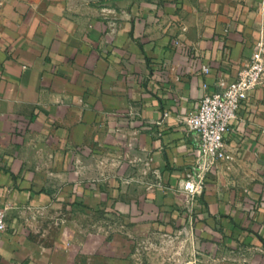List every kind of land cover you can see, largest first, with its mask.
<instances>
[{"label":"crops","instance_id":"crops-1","mask_svg":"<svg viewBox=\"0 0 264 264\" xmlns=\"http://www.w3.org/2000/svg\"><path fill=\"white\" fill-rule=\"evenodd\" d=\"M103 6L0 0V122L24 123L47 141L79 144L89 133L93 142L134 139L163 180L178 183L200 153L199 135L180 119L198 108L205 85L227 86L251 59L264 38V0H109ZM226 139L234 159L220 162L207 185L204 235L264 238V83L251 91ZM52 154L70 156L66 149ZM8 182L1 170L0 185ZM71 187L63 186L59 199L80 195L78 185L77 195ZM5 189L0 206L7 203ZM12 196L18 207L56 204L31 190ZM157 197L162 202L161 191ZM249 202L259 217H248ZM69 243L64 233L52 242L6 229L0 264H86L84 251ZM102 250L99 259L131 264L122 235ZM233 259L218 264H259L245 255Z\"/></svg>","mask_w":264,"mask_h":264},{"label":"rangeland","instance_id":"rangeland-1","mask_svg":"<svg viewBox=\"0 0 264 264\" xmlns=\"http://www.w3.org/2000/svg\"><path fill=\"white\" fill-rule=\"evenodd\" d=\"M89 1L103 6L109 0ZM88 137L79 144L47 141L24 123L8 127L0 122V171L9 177L7 186L3 185L7 203L0 208L6 210L8 230L31 231L52 242L64 233L69 244L84 251L86 264H110L98 256L104 257L103 247L118 234L131 249V264H218V258L234 261L243 255L255 263L264 262L263 237L226 240L204 235V195L220 163L202 166L199 153L181 180L171 184L134 139L93 142L90 133ZM64 149L70 153L68 161L54 158V151ZM188 183H194L195 190ZM66 184L75 195L79 186L80 199H59ZM34 185L39 189L33 190ZM28 190L49 194L56 204L33 206L27 201L18 207L12 201L13 192ZM249 203L248 217H259L258 208ZM118 244L124 246V240ZM105 256L114 261L113 255Z\"/></svg>","mask_w":264,"mask_h":264},{"label":"built area","instance_id":"built-area-1","mask_svg":"<svg viewBox=\"0 0 264 264\" xmlns=\"http://www.w3.org/2000/svg\"><path fill=\"white\" fill-rule=\"evenodd\" d=\"M204 73H209L210 67L204 65ZM264 83V38L257 42V49L251 59L238 71L236 78L227 86L206 92L195 111L181 117L189 132H195L200 137V157L202 166L212 167L220 162H230L234 159L228 147L226 134L230 123L238 117L243 103L251 91ZM191 191L194 183H188ZM7 229L6 210L0 208V235Z\"/></svg>","mask_w":264,"mask_h":264}]
</instances>
